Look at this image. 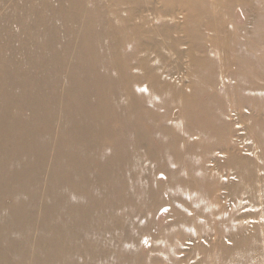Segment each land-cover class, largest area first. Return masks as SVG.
Masks as SVG:
<instances>
[{
    "label": "bare ground",
    "instance_id": "1",
    "mask_svg": "<svg viewBox=\"0 0 264 264\" xmlns=\"http://www.w3.org/2000/svg\"><path fill=\"white\" fill-rule=\"evenodd\" d=\"M0 264H264V0H0Z\"/></svg>",
    "mask_w": 264,
    "mask_h": 264
},
{
    "label": "rangeland",
    "instance_id": "2",
    "mask_svg": "<svg viewBox=\"0 0 264 264\" xmlns=\"http://www.w3.org/2000/svg\"><path fill=\"white\" fill-rule=\"evenodd\" d=\"M160 220H162V217L160 218ZM187 248V247H186Z\"/></svg>",
    "mask_w": 264,
    "mask_h": 264
}]
</instances>
